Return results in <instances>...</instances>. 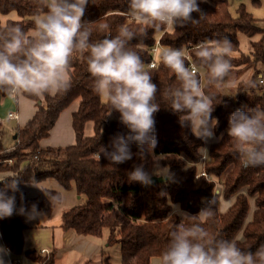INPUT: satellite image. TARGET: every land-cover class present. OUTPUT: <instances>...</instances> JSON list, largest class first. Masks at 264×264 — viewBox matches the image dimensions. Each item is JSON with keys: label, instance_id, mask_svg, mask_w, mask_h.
I'll list each match as a JSON object with an SVG mask.
<instances>
[{"label": "trees", "instance_id": "obj_1", "mask_svg": "<svg viewBox=\"0 0 264 264\" xmlns=\"http://www.w3.org/2000/svg\"><path fill=\"white\" fill-rule=\"evenodd\" d=\"M197 2L205 14L198 26L162 27L159 32L149 29L146 39L131 42V47L141 56L146 69L153 76V83L158 89V102L161 104L154 116L157 146L152 154H145L141 158L138 146L132 144V159L121 165L113 166L108 159L98 156L101 146L109 147L117 134L127 135L128 129L119 122L118 112L113 111L108 116V107L93 90L87 60L80 57L72 61V86L67 92L42 98L22 94L34 102L36 110L24 125L16 127L17 137L10 149L4 147V133L0 129V172L9 173L6 176L19 175L27 184L53 179L62 189H74L77 195L83 196V204L61 213L60 228L95 239H100L103 232L107 231L105 245H119L118 264H150L152 258L160 259L170 242V232L181 223L179 215H169L173 212V206H178L190 215L198 214L204 207L203 203L213 198L214 180L221 182L223 201L234 195L235 199L224 212L219 210L221 202L215 203V215L205 227L212 234L225 239L242 234L244 243L240 247L244 250L255 252L264 244V167H243L233 154V141L227 134L229 117L234 111L264 107V93H258L262 86L257 82V89L247 91L244 81L239 82L232 95H226L222 87L206 89L216 96L217 104L212 115L218 119V126L214 131L216 136L223 133V139L208 144V159L201 168L198 166L201 160L198 149L204 147V143L193 136L189 127H182L180 114L169 108L164 93L169 87L178 86L179 82L159 56L163 48H181L188 54L186 63L194 65L195 51L200 44L226 36L232 43L234 72L251 61L264 67V28L257 25V20L243 4L238 5L236 16L233 17L228 9V0ZM251 4L261 6L262 3L261 0H251ZM12 11L18 19H8L4 24L0 22V28L19 24L28 32L34 27L36 0H0L1 15ZM127 13L128 0H89L83 20L92 29L91 40H102L109 35L114 37L122 24L135 28V22ZM192 16L199 19L198 13H192ZM105 24L108 29L102 30L100 26ZM237 32L249 38L259 36L256 41H250L251 50L248 54L240 51ZM157 40L159 45L153 56L151 50ZM151 61L155 63L152 68L149 67ZM261 72L264 69H256L254 74L259 75ZM0 96L5 97L7 94L0 92ZM75 101H78V105L71 115L74 143L42 147L41 140L48 138L60 113ZM87 123L92 124V134L89 136L84 132ZM156 157L161 166L170 169L171 180L164 179L147 187L129 181L128 174L136 165L143 164L148 171L152 169ZM9 160L12 164L7 165ZM201 172L207 176L198 175ZM24 184L21 183L20 191L15 193L17 209L24 207L30 211L35 205L38 211L51 202L44 192L31 198L23 197ZM3 186L0 184V188ZM45 192L59 194L49 190ZM8 194L12 195L10 191ZM250 198L253 199L252 206ZM183 222L190 224L192 220ZM25 228L23 215L16 212L11 217L0 219L1 239L9 250L12 263L24 264L22 258L25 257L31 264H54V250L42 254L35 249L23 248ZM105 261L111 264L109 258Z\"/></svg>", "mask_w": 264, "mask_h": 264}, {"label": "clouds", "instance_id": "obj_2", "mask_svg": "<svg viewBox=\"0 0 264 264\" xmlns=\"http://www.w3.org/2000/svg\"><path fill=\"white\" fill-rule=\"evenodd\" d=\"M36 4L30 31L19 24L0 28V92L9 97L29 94L40 98L63 94L72 86V61L86 58L93 90L108 107V116L118 112L119 122L128 129L127 135L117 134L112 139L111 150L101 146L100 153L113 166L132 159V144L138 146L141 158L152 154L157 146L154 116L161 104L153 76L131 42L146 39L149 29L159 32L162 27L198 26L205 14L197 0H128L127 14L136 27L122 24L114 37L109 35L98 41L91 40L92 29L83 20L89 0H36ZM192 13H198L199 19H194ZM100 28L107 30L108 25ZM159 56L179 82L164 95L169 108L180 114L181 126L189 127L205 145L211 140H222L223 133L217 137L214 131L218 126V119L212 115L216 96L206 89L231 88L237 83L231 41L225 36L200 44L193 66L186 63L188 54L181 48H163ZM258 81H264V72L245 80V89H257ZM227 134L233 141V154L243 167H264V107L234 111ZM207 153V147L198 149L199 155ZM153 175L172 179L170 169L161 166L159 159H153L152 172L146 171L143 164L136 165L128 179L147 187L153 183ZM21 183L27 184L19 175L0 178L4 185L0 188V219L11 217L14 212L28 219L39 215L35 205L30 211L17 209L15 193L20 191ZM43 192L52 203L59 199L57 193ZM215 203L214 197L196 215L173 206L169 215H179L181 223L170 232V242L161 253L159 264H264V244L255 252L244 250L240 247L244 243L242 234L225 239L205 227L215 215ZM186 219L192 222L185 224ZM3 254H9V250L0 246V264H5Z\"/></svg>", "mask_w": 264, "mask_h": 264}, {"label": "crops", "instance_id": "obj_3", "mask_svg": "<svg viewBox=\"0 0 264 264\" xmlns=\"http://www.w3.org/2000/svg\"><path fill=\"white\" fill-rule=\"evenodd\" d=\"M0 22L5 23L6 20H17V14L12 11L6 15H1ZM78 101L73 102L67 109L62 111L59 118L55 122L53 128L50 130L49 136L41 140L42 147L47 146H65L74 143V134L71 127V115L76 110ZM34 102L25 98L23 95L17 97L0 96V119L4 121L13 118L15 126H10L8 130L0 129L3 131V145L4 147L11 148L15 143L13 136L16 132V127L24 125L35 113ZM8 113L14 114V117H8ZM6 127V126H5ZM85 135L92 134V124L87 123L84 129ZM11 137L12 141H6ZM7 172H0V178L8 175ZM27 187V188H24ZM55 191L59 193V199L55 202H49L45 207L37 212L39 215L34 219H28L23 215L26 228L23 230V248L35 249L42 254H47L52 250L55 251L54 264H107L106 258H109V263H112L111 258L107 255L104 247L103 239H95L91 237H82L77 235L73 230L64 231L59 226V217L61 213L77 204L67 205L63 207L61 202L64 203L65 199L79 200L80 195H77L75 190H64L53 179H47L40 183L24 184L22 185V195L25 198H31L39 195L43 191ZM71 190L73 192H71ZM25 193H28L26 195ZM77 195V197H76ZM83 197V196H82ZM63 199V200H62ZM79 205V204H78ZM0 246H4L0 235ZM5 264H13L9 254H3ZM153 259V258H152ZM151 259V261H152ZM159 261V260H158ZM24 264H31L25 257L22 258Z\"/></svg>", "mask_w": 264, "mask_h": 264}, {"label": "rangeland", "instance_id": "obj_4", "mask_svg": "<svg viewBox=\"0 0 264 264\" xmlns=\"http://www.w3.org/2000/svg\"><path fill=\"white\" fill-rule=\"evenodd\" d=\"M261 3H262L261 6H254V5L251 4V0H228V9H229L230 14L233 17H235L236 16V8L238 7L239 4H243L245 6L246 10L257 20V22H256L257 25L262 27V28H264V0H261ZM0 17H2L1 14H0ZM236 35H237V40L239 42V49L244 54H248V52H250V50H251L250 41H256L258 39V37H259V36H254L252 38H249V37L245 36L241 32H237ZM256 69L262 71L264 69V67L262 65H260V63H255V61H251L247 66L245 65V66L240 67V69H238L239 70L238 72H234L235 76L237 77V83L235 85H233L231 88L222 87L223 92L226 95L234 94L235 90L237 88V84L239 82H243V81L247 80L248 78H250L252 76H255V77L258 76V74H254ZM258 93L259 94L264 93V86H262V89ZM8 119L9 120L4 121V119L1 118L0 126L3 125V129L8 130L10 126H13V127L15 126V124L13 123L14 122L13 118H8ZM217 137H219V136H217ZM7 141L8 142L12 141L11 137L7 138L5 142H7ZM211 142H215V140L209 141L208 144L211 143ZM208 144H206V145L204 144V147H207ZM8 149H10V148H8ZM108 149L111 150L110 147H108ZM98 156L101 157V158H105L103 153H99ZM156 159H159V158L156 157ZM207 159H208L207 158V154L201 155V160L198 163V166L200 165L201 168H202L203 163ZM6 164L10 165V164H12V161L9 160V161L6 162ZM187 164L189 165V162ZM148 171L152 172L153 171V167H152V169H150ZM201 171H203V170H201ZM153 176H156V175H153ZM208 179L212 180L211 178H208ZM214 183H215V191H214V194H213V198L215 197L216 204L221 202V204L219 203V205H220L219 206V210L221 212H224L227 209V207L233 203V201L235 199V195L232 196L229 200L223 201L222 200V196H221V192H222V189H223V187L221 185V182H219L217 180H214ZM24 188H27V187H24ZM72 190H71V192H73ZM241 192L244 193L245 191L242 190ZM25 194L28 195V193H25ZM76 197H77V195H76ZM84 201H85V199L82 196H81V198L79 200H76V201L74 199H72L71 196H70L69 199H65L64 203L61 202V204H62L63 207H67V205L68 206L72 205V203H75L77 205L78 204L81 205V204L84 203ZM69 202H72V203L69 204ZM252 202H253V199L250 198L249 199V203H250L251 206H252ZM106 237H107V231H104L103 234H102L101 239L106 240ZM104 244H105V241H104ZM104 248H105V250L107 252V255L111 258V262L112 263H118L119 260H120L118 243H113V244H111V245H109L107 247H104ZM158 260H159L158 258L154 257L152 259V261L150 262V264H159Z\"/></svg>", "mask_w": 264, "mask_h": 264}, {"label": "built area", "instance_id": "obj_5", "mask_svg": "<svg viewBox=\"0 0 264 264\" xmlns=\"http://www.w3.org/2000/svg\"><path fill=\"white\" fill-rule=\"evenodd\" d=\"M158 45H159V41L157 40V42H156V46L151 50L153 56L155 55V53H156V51H157V46H158ZM154 65H155L154 61H151L150 64H149V67L152 68V67H154ZM190 66H193V65H190ZM259 75H260V74H259ZM259 75H258V76H259ZM258 84L261 85V86H264V81H258ZM7 116H8V117H14V114H12V113H8ZM0 122H1V119H0ZM198 175L205 176L206 174H205L204 172H201V173L198 174ZM212 199H213V198L207 199V200L203 203V206H205V204H206L208 201L212 200Z\"/></svg>", "mask_w": 264, "mask_h": 264}, {"label": "water", "instance_id": "obj_6", "mask_svg": "<svg viewBox=\"0 0 264 264\" xmlns=\"http://www.w3.org/2000/svg\"><path fill=\"white\" fill-rule=\"evenodd\" d=\"M16 137H17V134H16V132H15V134H14V136H13V139L15 140ZM152 180H153V183H152V184H154V183H157V182H161V181H163L164 179H163L162 177H160V176H153V177H152ZM152 184H151V185H152Z\"/></svg>", "mask_w": 264, "mask_h": 264}, {"label": "bare ground", "instance_id": "obj_7", "mask_svg": "<svg viewBox=\"0 0 264 264\" xmlns=\"http://www.w3.org/2000/svg\"><path fill=\"white\" fill-rule=\"evenodd\" d=\"M45 256V255H44Z\"/></svg>", "mask_w": 264, "mask_h": 264}]
</instances>
